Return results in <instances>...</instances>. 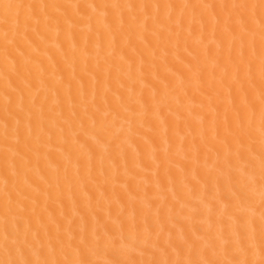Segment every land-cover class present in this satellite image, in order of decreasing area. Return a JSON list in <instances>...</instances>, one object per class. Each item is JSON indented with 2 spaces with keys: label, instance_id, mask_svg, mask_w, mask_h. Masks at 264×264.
<instances>
[{
  "label": "bare ground",
  "instance_id": "1",
  "mask_svg": "<svg viewBox=\"0 0 264 264\" xmlns=\"http://www.w3.org/2000/svg\"><path fill=\"white\" fill-rule=\"evenodd\" d=\"M262 264V0H0V264Z\"/></svg>",
  "mask_w": 264,
  "mask_h": 264
},
{
  "label": "snow or ice",
  "instance_id": "2",
  "mask_svg": "<svg viewBox=\"0 0 264 264\" xmlns=\"http://www.w3.org/2000/svg\"><path fill=\"white\" fill-rule=\"evenodd\" d=\"M262 6H264V0H262ZM13 264H14V262H13ZM28 264H31V262L29 261ZM84 264H87V262H84ZM114 264H120V262L116 261V262H114ZM262 264H264V262H262Z\"/></svg>",
  "mask_w": 264,
  "mask_h": 264
}]
</instances>
